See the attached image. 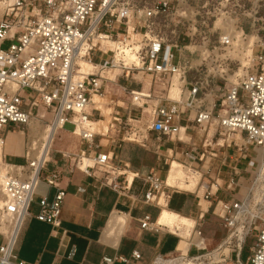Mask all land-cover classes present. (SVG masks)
Returning a JSON list of instances; mask_svg holds the SVG:
<instances>
[{
    "label": "built area",
    "instance_id": "built-area-1",
    "mask_svg": "<svg viewBox=\"0 0 264 264\" xmlns=\"http://www.w3.org/2000/svg\"><path fill=\"white\" fill-rule=\"evenodd\" d=\"M173 2L40 0L35 13L16 19V14L7 12L0 19V264H32L19 257L17 245L40 181L57 190L52 199H39L36 219L61 225L66 195L59 186L61 169L48 170V158L35 157L27 146L25 165L4 171L6 136L37 119L33 111L40 106L51 112L49 126L57 131L72 124V132L85 145L76 153L62 152L70 167L88 174L98 170L99 185L130 199L132 206L153 205L160 211L169 206L172 194L180 190L167 181L173 162L186 172V183L195 182V197L201 194L210 203L205 211L197 202L193 239L186 249L157 252L148 264H264V36H254L258 49L240 62L239 70L245 72L236 80L227 76L232 70L227 58L212 74L202 71L201 64L187 67L182 63L183 47L154 31L158 20L171 13ZM180 3L177 0L176 7L186 8ZM222 5L220 1L213 7L214 17L231 16L233 11H223ZM261 6L264 0L249 5L252 25L259 20ZM219 43L233 49V35L220 37ZM82 59L90 70L82 69ZM192 69L195 75L188 80ZM146 77L153 91L132 87ZM158 83L169 85L166 93L155 94ZM176 86L183 87L180 95L170 97ZM112 91L124 93L127 105L114 109L110 127L122 141L151 146L157 159L166 161L164 176L158 170L141 176L102 150L97 136L104 133L91 127L101 109L87 110L95 104L94 96ZM151 132L157 144L149 143ZM165 140L172 145L161 146ZM135 178L142 181L138 194L131 192ZM206 212L226 231L212 249L202 230ZM139 222L141 230L155 234L168 227L147 212ZM249 240L253 243L243 260ZM141 258L134 250L130 258L104 256L101 263Z\"/></svg>",
    "mask_w": 264,
    "mask_h": 264
},
{
    "label": "crops",
    "instance_id": "crops-1",
    "mask_svg": "<svg viewBox=\"0 0 264 264\" xmlns=\"http://www.w3.org/2000/svg\"><path fill=\"white\" fill-rule=\"evenodd\" d=\"M134 85L132 87L136 88ZM119 102L121 101L112 103L113 109L118 107ZM89 108L88 112L93 109V105ZM101 122L104 121L94 124L98 126ZM107 128L106 126L105 130ZM101 129L103 130V127ZM72 130L58 129L54 136L60 133L62 140L65 139L67 143L71 141L72 144L66 145L67 151L76 153L83 150L85 145ZM25 138L22 131H11L6 136L2 148L4 171L25 165L27 149ZM149 139V143L157 144L155 133L151 132ZM97 140L103 151L108 152L114 161L128 164L132 172H138L143 176L152 170H158L162 176L165 175L166 161L163 158L158 160L151 146L144 147L135 142L122 141L111 127L104 135L97 136ZM165 145L169 146L172 143L165 140L161 146L165 148ZM63 150L65 149H58L55 157L51 156V151L46 164L48 170L57 168L63 171L59 186L65 189L66 195L61 211V225L54 227L36 219L39 199L41 197L52 199L57 190L56 187L40 181L34 201L30 204V216L17 245L21 259L32 264H102L104 256L130 258L133 251L138 250L142 257L140 260H131L129 263L117 260L112 264H148L157 252L168 253L174 251L176 247L184 246L182 249L188 247L190 240L193 239L191 235L193 227L189 228V235H185V227L176 228L174 231L169 227H163V232L159 234L141 230L139 218L147 212L151 214L153 220L158 219L159 208L153 205L132 206L130 199L119 198L109 187L99 185L98 177L101 173L98 170L88 174L79 168L72 166L71 168L68 160L62 156ZM14 159H21L22 162ZM141 190L142 181L140 178H135L131 192L138 194ZM192 192L180 189L172 194V198L176 193L189 196L192 204L188 212L173 210L169 206L168 209L186 219L191 217L195 222L199 212L198 196L190 197L194 195ZM200 204L205 211L210 205L209 202L206 205L202 202ZM205 218L202 227L203 236L207 247L212 249L223 239L226 231L209 213L206 212ZM2 242L3 237L0 235V244Z\"/></svg>",
    "mask_w": 264,
    "mask_h": 264
},
{
    "label": "rangeland",
    "instance_id": "rangeland-1",
    "mask_svg": "<svg viewBox=\"0 0 264 264\" xmlns=\"http://www.w3.org/2000/svg\"><path fill=\"white\" fill-rule=\"evenodd\" d=\"M18 1L22 2V5H18ZM179 1L181 2L180 4H186V8L180 6L176 7L177 0H174L171 13L167 17H161L158 20V23L155 24L154 31L164 36L169 43H177L183 47V65H186L187 67H195L201 64L202 71L206 72L209 70L212 74L217 71L218 67H223L222 62L227 58L228 60H226V62L229 63L232 68L227 76H229V79L231 80H236L237 76L242 75L245 72L244 68L239 70V67L242 66L240 62L246 61L248 57L255 54L258 49L256 43L257 40L254 36L256 33L264 36V6L258 8L256 17L259 20L252 25V18H250L247 12L249 5L254 0H229L228 2H224L226 0ZM220 1H223V5L221 6L223 11H233L230 17L220 16V14L216 17L213 16V7L218 5ZM39 2L40 0H0V19H2L7 12H12V15L16 14V19H19L23 13H35ZM184 16H188L191 19H184ZM194 18H196L195 21L192 20ZM204 19L207 20L206 23L202 22ZM242 31L244 34H242ZM229 35H233V49H224V47L220 45L219 39L220 37ZM193 71V69L190 71L188 80L192 79L195 75ZM175 84L181 85L178 79H175ZM134 86L137 89L143 87L145 92H148L149 90L153 91L154 89L151 86L150 78L148 77H146L143 83L135 84ZM168 88V84L163 85L158 83L155 87V94L166 93L165 90ZM182 89L183 87L181 86L172 87L170 97L178 98ZM111 98L115 102L118 100L121 101L118 103L119 105H127L126 103H122V101H126V96L120 91L107 93L105 97H98V99L95 97L97 102H95L93 106L100 108L102 113L101 116H97V120L100 119L104 122L99 123L98 126L91 124L93 131L105 133L109 129L114 110ZM33 112L34 114H37V119H32L29 125L16 129L17 132H24V136H26V144L32 153V139L36 135L40 136V134L46 131L51 119V112L42 106L38 107ZM106 126L108 127L107 130H105ZM101 127H103V130ZM64 129L69 131L73 129V125L66 123ZM61 137L62 135L57 133L53 138L50 148V152L52 151V153L49 152L52 157H55L58 149H65L63 151H67L68 148L66 145L68 146V144H72L71 141L67 143L65 139L62 140ZM14 160L22 162L21 159ZM194 196L195 194L190 197ZM187 197L183 194L176 193L169 203V208L188 212L192 202L189 199V196ZM197 202H202L204 205L207 204V202L202 199L201 194L198 195ZM252 243L253 240H249L248 245L244 248L243 260L248 259L249 246Z\"/></svg>",
    "mask_w": 264,
    "mask_h": 264
},
{
    "label": "bare ground",
    "instance_id": "bare-ground-1",
    "mask_svg": "<svg viewBox=\"0 0 264 264\" xmlns=\"http://www.w3.org/2000/svg\"><path fill=\"white\" fill-rule=\"evenodd\" d=\"M80 63L84 71L91 69L90 65L85 60L82 59ZM95 97L98 99V96H94V99ZM96 99L94 102H97ZM98 121L101 120L98 119L91 121V124H94ZM55 133V126H49L44 133L40 134V136L36 135L32 139L31 149H33V155L35 157L48 158L47 152L50 150ZM84 161L85 163H88L87 159H84ZM185 177L186 172L180 168L176 162H173L168 172V183L173 187H177L178 189L194 191L196 188L195 182L188 184L185 182ZM189 219H186L185 217L180 216L178 213L169 210L166 206L161 209L158 216V222L167 225L170 229H173L172 231L176 230V228L179 229V227H185V235H189V228L194 225V219L191 217ZM180 247L183 248L184 246Z\"/></svg>",
    "mask_w": 264,
    "mask_h": 264
}]
</instances>
